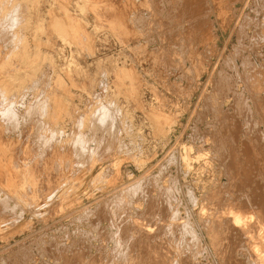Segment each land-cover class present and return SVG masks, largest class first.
Masks as SVG:
<instances>
[{
	"label": "rangeland",
	"instance_id": "1",
	"mask_svg": "<svg viewBox=\"0 0 264 264\" xmlns=\"http://www.w3.org/2000/svg\"><path fill=\"white\" fill-rule=\"evenodd\" d=\"M263 20L264 0H0V264H264Z\"/></svg>",
	"mask_w": 264,
	"mask_h": 264
},
{
	"label": "bare ground",
	"instance_id": "2",
	"mask_svg": "<svg viewBox=\"0 0 264 264\" xmlns=\"http://www.w3.org/2000/svg\"><path fill=\"white\" fill-rule=\"evenodd\" d=\"M254 1V0H253ZM255 4V3H254ZM165 5V4H164ZM251 6V5H250ZM261 6H262V4H261ZM17 8V7H16ZM16 8H13V9H15V10H17ZM213 8V7H212ZM252 8V7H251ZM211 9V8H210ZM244 9V8H243ZM242 9V10H243ZM167 10V9H166ZM213 10V9H212ZM255 10V9H254ZM256 11V10H255ZM14 12H16V11H14ZM18 13V12H17ZM16 13V14H17ZM241 13V12H240ZM258 13V12H257ZM15 14V13H14ZM13 15V14H12ZM11 15V16H12ZM245 15H247V14H245ZM19 16V15H18ZM15 16H13V18H14ZM10 18V17H9ZM244 19H248V18H244ZM9 20V19H8ZM264 21V20H263ZM20 22V21H19ZM261 24V23H260ZM6 25V24H5ZM11 25H13V24H11ZM10 25V26H11ZM242 25V24H241ZM240 25V26H241ZM14 26V25H13ZM189 26V25H188ZM208 26V25H207ZM235 26V25H234ZM244 26V25H243ZM247 27V26H246ZM234 30V29H233ZM259 31V30H258ZM2 32V31H1ZM0 32V33H1ZM6 32V31H5ZM247 32V31H246ZM12 33V32H11ZM10 33V34H11ZM256 33H258V32H256ZM241 34V33H240ZM258 34H260V32L258 33ZM2 35V34H1ZM4 36H5V33L3 34ZM2 37V36H1ZM10 37V36H9ZM231 37V36H230ZM11 38V37H10ZM237 39H238V37H236ZM64 39H66V37L64 38ZM8 40V39H7ZM19 40V39H18ZM4 41V40H3ZM172 41V40H171ZM12 42V41H11ZM10 43V42H9ZM11 44V43H10ZM177 44V43H176ZM180 44V43H179ZM18 45V44H17ZM234 46V45H233ZM225 48H226V45H225ZM6 49V48H5ZM254 49V48H253ZM238 50V49H237ZM239 51V50H238ZM244 51V50H243ZM253 51V50H252ZM221 53H223V52H221ZM249 53V52H248ZM236 55V54H235ZM221 56V55H220ZM237 56V55H236ZM228 57V56H227ZM241 58V57H240ZM251 57H249V59H250ZM229 58H227V61H229L228 60ZM248 59V58H247ZM233 60L234 59H232V62H233ZM224 61V60H223ZM236 61V60H235ZM244 61V60H243ZM242 62V61H241ZM249 62V61H248ZM227 63V62H226ZM244 63V62H243ZM261 63V62H260ZM242 65V64H241ZM250 65V64H249ZM225 70V69H224ZM219 71V70H218ZM221 71V70H220ZM243 71V70H242ZM244 72V71H243ZM223 73V72H222ZM227 74V73H226ZM246 75V74H245ZM221 77V76H220ZM223 77V76H222ZM228 78H230V77H228ZM51 80V79H50ZM223 80V79H222ZM36 81H38V80H36ZM209 81V80H208ZM224 81V80H223ZM227 81V80H226ZM35 82V81H34ZM217 82H219V80L217 81ZM222 82V81H221ZM228 82V81H227ZM105 83H106V81H105ZM40 84V83H39ZM214 84V83H213ZM218 84H221V83H218ZM223 85V84H222ZM226 85H227V83H226ZM225 85V86H226ZM233 85V84H232ZM35 86V85H34ZM235 86V85H234ZM245 86H246V84H245ZM224 87V86H223ZM218 88V87H217ZM1 89V88H0ZM32 89V88H31ZM37 89V88H36ZM35 90V89H34ZM212 90H214L213 88H212ZM224 90H226V89H224ZM2 91V90H1ZM223 91V90H222ZM229 91H230V89H229ZM201 92H203V91H201ZM210 92V91H209ZM225 92V91H224ZM2 93V92H1ZM42 93V92H41ZM95 93H96V91H95ZM220 93H221V91H220ZM226 93H228V91L226 92ZM235 93V92H234ZM39 94V93H38ZM6 96V95H5ZM229 96V95H228ZM235 96V95H234ZM209 98V97H208ZM20 99V98H19ZM37 99V98H36ZM39 99V98H38ZM40 100V99H39ZM48 100V99H47ZM225 100V99H224ZM42 101V100H41ZM237 102H238V100H236ZM245 102H246V100H244ZM29 102V101H28ZM36 102V101H35ZM108 102V101H107ZM244 102V103H245ZM48 103V102H47ZM47 103H45V105L47 104ZM239 103V102H238ZM237 103V104H238ZM244 103H242V104H244ZM22 104V103H21ZM241 104V103H240ZM114 105V104H113ZM205 105V104H204ZM239 105V104H238ZM246 105H247V103H246ZM245 105V106H246ZM24 106V105H23ZM44 106V105H43ZM207 106V105H206ZM236 106V105H235ZM13 107V106H12ZM249 107H250V105H249ZM33 108V107H32ZM104 108V107H103ZM197 108V107H196ZM207 108V107H206ZM219 108V107H218ZM47 109V108H46ZM116 109V108H115ZM210 109V108H209ZM12 110H13V108H12ZM100 110V109H99ZM206 110V109H205ZM226 110H228V109H226ZM241 110V109H240ZM239 110V111H240ZM8 111V110H7ZM102 111V110H101ZM103 111H105V110H103ZM114 111V110H113ZM194 111V110H193ZM236 111V110H235ZM15 112V111H14ZM100 112V111H99ZM112 112V111H111ZM202 112V111H201ZM252 112V111H251ZM250 112V113H251ZM45 113V112H44ZM98 113V112H97ZM101 113V112H100ZM253 113V112H252ZM15 114V113H14ZM112 114H113V112H112ZM205 114V113H204ZM81 115H83V114H81ZM93 115H94V113H93ZM101 115V114H100ZM100 115H98V116H100ZM200 115V114H199ZM13 116V115H12ZM34 116V115H33ZM112 116V115H111ZM203 116V115H202ZM254 116V115H253ZM36 117V116H35ZM93 117V116H92ZM26 118V117H25ZM28 118V117H27ZM104 118V117H103ZM120 118V117H119ZM198 118V117H197ZM247 118V117H246ZM81 119V118H80ZM12 120V119H11ZM15 120V119H14ZM17 120V119H16ZM198 120V119H197ZM91 121V120H90ZM100 121H101V119H100ZM103 121V120H102ZM227 122V121H226ZM28 123V122H27ZM97 123V122H96ZM95 123V124H96ZM110 123V122H109ZM198 123V122H197ZM202 123V122H201ZM18 124V123H17ZM93 124V123H92ZM14 125V124H13ZM44 125V124H43ZM98 125V124H97ZM108 125V124H107ZM118 125V124H117ZM245 125V124H244ZM14 126H16V125H14ZM100 126V125H99ZM115 126V125H114ZM126 126V125H125ZM13 127V126H12ZM20 127V126H19ZM108 127V126H107ZM118 127V126H117ZM218 127V126H217ZM82 128V127H81ZM101 128V127H100ZM114 128V127H113ZM116 128V127H115ZM197 128V127H196ZM15 128H13V130H14ZM17 129V128H16ZM42 129V128H41ZM105 129H106V127H105ZM112 129V128H111ZM8 130V129H7ZM115 130V129H114ZM220 130V129H219ZM37 132H38V130H36ZM94 131V130H93ZM197 131V130H196ZM95 132V131H94ZM93 132V133H94ZM102 132V131H101ZM105 132H106V130H105ZM115 132V131H114ZM194 132V131H193ZM200 132V131H199ZM205 132V131H204ZM35 133V132H34ZM90 133V132H89ZM96 133V132H95ZM116 133V132H115ZM62 134V133H61ZM103 134V133H102ZM19 135V134H18ZM22 135V134H21ZM95 135V134H94ZM97 135V134H96ZM240 135V134H239ZM34 136V135H33ZM54 137V136H53ZM206 137V136H205ZM86 138L87 139H89L88 138V136H86ZM108 138V137H107ZM193 138V137H192ZM81 139V138H80ZM113 139H115V138H113ZM182 139V138H181ZM79 140V139H78ZM110 140V139H109ZM223 140V139H222ZM34 141V140H33ZM87 141V140H86ZM106 141H108V140H106ZM114 141V140H113ZM41 142V141H40ZM51 142V141H50ZM222 142V141H221ZM74 143V142H73ZM105 143V142H104ZM103 143V144H104ZM223 143V142H222ZM41 144V143H40ZM50 144V143H49ZM48 144V145H49ZM60 144V143H59ZM79 144V143H78ZM83 144V143H82ZM224 144V143H223ZM39 145V144H38ZM46 145V144H45ZM90 145V144H89ZM107 145V143L106 144H104V146H106ZM126 145V144H125ZM36 146V145H35ZM225 146V145H224ZM48 147V146H47ZM79 147V146H78ZM96 147V146H95ZM46 148V147H45ZM90 148H91V146H90ZM94 148V147H93ZM102 148V147H101ZM113 148V147H112ZM121 148V147H120ZM104 149V148H103ZM109 149H111V148H109ZM74 150V149H73ZM80 150V149H79ZM108 150V149H107ZM173 150V149H172ZM226 150V149H225ZM20 151H22V150H20ZM19 151V152H20ZM91 151H93V150H91ZM104 151V150H103ZM103 151H102V153H103ZM175 151V150H174ZM128 152V151H127ZM80 153V152H79ZM82 153V152H81ZM85 153H86V151H85ZM108 153V152H107ZM20 154H22V153H20ZM213 154V153H212ZM44 155V154H43ZM99 155V154H98ZM101 155V154H100ZM105 155V154H104ZM80 156V155H79ZM103 157V156H102ZM77 158V157H76ZM212 158V157H211ZM244 158V157H243ZM90 158H88V160H89ZM169 159V158H168ZM213 159V158H212ZM79 160H80V158H79ZM176 160V159H175ZM29 161V160H28ZM90 161V160H89ZM97 161V160H96ZM168 161V160H167ZM15 162V161H14ZM34 162V161H33ZM85 162V161H84ZM218 162V161H217ZM87 163V162H86ZM169 163V162H168ZM177 163V162H176ZM178 163H180V162H178ZM79 164V163H78ZM170 164V163H169ZM41 165H42V163H41ZM85 165V164H84ZM177 165V164H176ZM180 165V164H179ZM224 165V164H223ZM222 165V166H223ZM57 167H58V165H56ZM181 166V165H180ZM82 167V166H81ZM162 167V166H161ZM68 168V167H67ZM79 168H80V166H79ZM78 168V169H79ZM225 168H226V165H225ZM90 169V168H89ZM68 170V169H67ZM227 169H225V171H226ZM91 171V170H90ZM180 171H181V169H180ZM189 171V170H188ZM179 172V171H178ZM188 173V172H187ZM226 173V172H225ZM106 174V173H105ZM145 175V174H144ZM104 176V175H103ZM142 176V175H141ZM141 176H139V177H141ZM180 176V175H179ZM229 176V175H228ZM227 177V176H226ZM231 177V176H230ZM261 177H263V176H261ZM149 179H150V177H148ZM162 178H164V177H162ZM161 178V179H162ZM218 178V177H217ZM145 179V178H144ZM264 179V178H263ZM3 180V179H2ZM147 180V179H146ZM227 180H228V178H227ZM133 181V180H132ZM136 181V180H135ZM142 181V180H141ZM196 181V180H195ZM177 182V181H176ZM126 183V182H125ZM186 183V182H185ZM221 183V182H220ZM141 184V183H140ZM145 184V183H144ZM174 184V183H173ZM223 184V183H222ZM130 185V184H129ZM135 185V184H134ZM158 185V184H157ZM225 185V184H224ZM139 186V185H138ZM150 186V185H149ZM159 186V185H158ZM122 187V186H121ZM120 187V188H121ZM162 187V186H161ZM164 187V186H163ZM162 187V188H163ZM223 187V186H222ZM119 188V187H118ZM119 188V189H120ZM143 188V187H142ZM149 188V187H148ZM167 188V187H166ZM169 189H171V188H169ZM168 189V190H169ZM224 189V188H223ZM126 190V189H125ZM145 190V189H144ZM246 190V189H245ZM122 191V190H121ZM162 191V190H161ZM173 191V190H172ZM171 191V192H172ZM242 191V190H241ZM115 192V191H114ZM178 192V191H177ZM222 192V191H221ZM0 193H2V192H0ZM109 193V192H108ZM133 193V192H132ZM160 193V192H159ZM193 193V192H192ZM136 194V193H135ZM134 194V195H135ZM170 194V193H169ZM189 194V193H188ZM243 194V193H242ZM1 195V194H0ZM137 195V194H136ZM160 195V194H159ZM171 195V194H170ZM191 195V194H190ZM16 196V195H15ZM158 196V195H157ZM163 196V195H162ZM226 196H228V195H226ZM6 197V196H5ZM14 197V196H13ZM115 197H116V195H115ZM119 197V196H118ZM135 197V196H134ZM133 197V198H134ZM153 197V196H152ZM7 198V197H6ZM109 198V197H108ZM155 198V197H154ZM184 198V197H183ZM190 198V197H189ZM243 198H245V197H243ZM2 199H4V198H2ZM13 199V198H12ZM112 199V198H111ZM197 199V198H196ZM9 200V199H8ZM105 200H106V198H105ZM119 200H122V198L120 197V199ZM166 200V199H165ZM231 200V199H230ZM246 200H248V199H246ZM2 201V200H1ZM15 201V200H14ZM103 201V200H102ZM113 201V200H112ZM176 201V200H175ZM5 202H6V200H5ZM16 202V201H15ZM118 202V201H117ZM138 202V201H137ZM156 202V201H155ZM215 202H217V201H215ZM3 203V202H2ZM186 203V202H185ZM231 203V202H230ZM252 203V202H251ZM92 204V203H91ZM110 204V203H109ZM180 204H182V203H180ZM228 204V203H227ZM5 205V204H4ZM6 206H7V203H6ZM15 206H17V205H15ZM19 206H20V204H19ZM99 206V205H98ZM111 206V205H110ZM186 206H188V205H186ZM5 207V206H4ZM3 207V208H4ZM7 207H9V206H7ZM12 207V206H11ZM112 207V206H111ZM13 208V207H12ZM12 208H9V209H12ZM26 208H28V207H26ZM80 208H82V207H80ZM85 208V207H84ZM87 208V207H86ZM98 208V207H97ZM102 208V207H101ZM124 208V207H123ZM129 208V207H128ZM187 208V207H186ZM227 208H228V205H227ZM34 209V208H33ZM36 209V208H35ZM229 209V208H228ZM255 209V208H254ZM24 210V209H23ZM76 210V209H75ZM99 210H100V208H99ZM107 210V209H106ZM109 210V209H108ZM112 210V209H111ZM125 210V209H124ZM171 210V209H170ZM187 210V209H186ZM192 210V209H191ZM220 210V209H219ZM226 210V209H225ZM77 211V210H76ZM89 211V210H88ZM233 211V210H232ZM235 211V210H234ZM11 212V211H10ZM37 212V211H36ZM85 212H86V210H85ZM91 212V211H90ZM106 212V211H105ZM126 212V211H125ZM147 212V211H146ZM171 212V211H170ZM180 212V211H179ZM218 212V211H217ZM222 212V211H221ZM224 212V211H223ZM222 212V213H223ZM73 213V212H72ZM95 213H96V211H95ZM128 213V212H127ZM157 213V212H156ZM218 213H220V212H218ZM225 213H227V212H224V214ZM105 214V213H104ZM188 214V213H187ZM70 215V214H69ZM86 215V214H85ZM106 215V214H105ZM193 215V214H192ZM89 216V215H88ZM236 216V215H235ZM239 216V215H238ZM65 217V216H64ZM142 217V216H141ZM177 217V216H176ZM189 217V216H188ZM240 217V216H239ZM242 217V216H241ZM240 217V218H241ZM95 218V217H94ZM122 218H123V216H122ZM182 218V217H181ZM237 218V217H236ZM253 218H254V216H253ZM61 219V218H60ZM59 219V220H60ZM63 219V218H62ZM74 219V218H73ZM130 219V218H129ZM167 219V218H166ZM177 219H180V218H177ZM190 219V218H189ZM225 219H227V218H225ZM224 219V220H225ZM229 219V218H228ZM227 219V220H228ZM243 219V218H242ZM247 219V218H246ZM245 219V220H246ZM83 220V219H82ZM94 220V219H93ZM101 220V219H100ZM209 220V219H208ZM258 220V219H257ZM129 221V220H128ZM178 221V220H177ZM189 221V220H188ZM55 222V221H54ZM58 222V221H57ZM82 221H80V223H81ZM190 222V221H189ZM230 222V221H229ZM236 222V221H235ZM71 223H72V221H71ZM134 223V222H133ZM159 223V222H158ZM212 223V222H211ZM219 223V222H218ZM50 224V223H49ZM187 224V223H186ZM185 224V225H186ZM199 224V223H198ZM210 224V223H209ZM226 223H224V225H225ZM239 224V223H238ZM64 225V224H63ZM215 225V224H214ZM223 225V226H224ZM187 226V225H186ZM62 227V226H61ZM183 227V226H182ZM202 227H204V226H202ZM60 228V227H59ZM64 228V227H63ZM97 228V227H96ZM219 228V227H218ZM95 229V228H94ZM98 229V228H97ZM191 229H192V227H191ZM194 229V228H193ZM233 229V228H232ZM264 229V228H263ZM152 230V229H151ZM166 230V229H165ZM185 230V229H184ZM255 230V229H254ZM38 231V230H37ZM99 231H100V229H99ZM103 231V230H102ZM101 231V232H102ZM183 231V230H182ZM201 231V230H200ZM67 232H68V230H67ZM133 232V231H132ZM162 232V231H161ZM192 232V231H191ZM197 232V231H196ZM239 232V231H238ZM36 233V232H35ZM138 233V232H137ZM172 233V232H171ZM178 233V232H177ZM176 233V234H177ZM181 233V232H180ZM75 234V233H74ZM77 234H78V232H77ZM98 234H99V232H98ZM141 234V233H140ZM143 234V233H142ZM185 234V233H184ZM187 234V233H186ZM193 234V233H192ZM232 234V233H231ZM110 235V234H109ZM144 235V234H143ZM143 235H141V237L143 236ZM157 235V234H156ZM173 235V234H172ZM202 235V234H201ZM64 236V235H63ZM67 236V235H66ZM75 236V235H74ZM86 236V235H85ZM136 236H137V234H136ZM140 236V235H139ZM145 236V235H144ZM152 236V235H151ZM51 237H53V236H51ZM98 237V236H97ZM147 237V236H146ZM196 237V236H195ZM40 238V237H39ZM60 238V237H59ZM92 238V237H91ZM95 238V237H94ZM99 238V237H98ZM145 238V237H144ZM143 237H142V239H144ZM151 238V237H150ZM192 238V237H191ZM136 239H139L138 237H136ZM141 239V240H142ZM160 239V238H159ZM176 239V238H175ZM182 239V238H181ZM40 240V239H39ZM171 240V239H170ZM174 240V239H173ZM251 240V239H250ZM52 241V240H51ZM135 241V240H134ZM257 241V240H256ZM55 242V241H54ZM137 242H138V240H137ZM140 242V241H139ZM145 242V241H144ZM173 242V241H172ZM176 242V241H175ZM180 242V241H179ZM197 242V241H196ZM15 244V243H14ZM115 244V243H114ZM123 244H125V243H123ZM136 244H138V243H136ZM192 244V243H191ZM194 244V243H193ZM197 244V243H196ZM195 244V245H196ZM92 245V244H91ZM130 245H131V243H130ZM133 245V244H132ZM139 245V244H138ZM150 245V244H149ZM185 245V244H184ZM189 244H187V246H188ZM260 245V244H259ZM25 246V245H24ZM33 246V245H32ZM40 246V245H39ZM141 246V245H140ZM144 246V245H143ZM261 246V245H260ZM10 247V246H9ZM26 247V246H25ZM59 247V246H58ZM97 247V246H96ZM133 247V246H132ZM153 247V246H152ZM151 247V248H152ZM156 247V246H155ZM190 247V246H189ZM138 248H140V247H138ZM184 248H187V247H184ZM4 249V248H3ZM45 249V248H44ZM148 249V248H147ZM192 249V248H191ZM47 250V249H46ZM139 250V249H138ZM197 250V249H196ZM202 250V249H201ZM200 250V251H201ZM219 250V249H218ZM241 250V249H240ZM2 251V250H1ZM16 251V250H15ZM27 251V250H26ZM251 251V250H250ZM250 251H248V252H250ZM28 252H29V250H28ZM47 252V251H46ZM81 252V251H80ZM98 252H99V250H98ZM187 252V251H186ZM189 252V251H188ZM191 252H193V251H191ZM190 252V253H191ZM241 252V251H240ZM11 253V252H10ZM30 253H32V252H30ZM133 253V252H132ZM196 253H197V251H196ZM247 253V252H246ZM15 254V253H14ZM17 254V253H16ZM47 254V253H46ZM202 254V253H201ZM11 255V254H10ZM13 255V254H12ZM28 255V254H27ZM136 255V254H135ZM253 255V254H252ZM31 256V255H30ZM43 256V255H42ZM129 256V255H128ZM162 256H163V254H162ZM166 256V255H165ZM164 256V257H165ZM197 256V255H196ZM195 256V257H196ZM250 256V255H249ZM255 256V255H254ZM9 257V256H8ZM13 257H15V256H13ZM21 257V256H20ZM163 257V258H164ZM166 258V257H165ZM192 258V257H191ZM30 259V258H29ZM189 259V258H188ZM214 259V258H213ZM22 260V259H21ZM43 260V259H42ZM49 260V259H48ZM189 260H192V259H189ZM196 260V259H195ZM215 260V259H214ZM213 260V261H214ZM253 260V259H252ZM14 261V260H13ZM23 261H25V260H23ZM28 261H30V260H28ZM129 261V260H128ZM188 261V260H187ZM45 262V261H44ZM189 263H190V261H188ZM186 263V262H185ZM13 264V263H12ZM58 264V263H57ZM195 264H196V262H195ZM199 264H200V262H199Z\"/></svg>",
	"mask_w": 264,
	"mask_h": 264
}]
</instances>
